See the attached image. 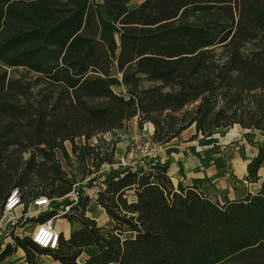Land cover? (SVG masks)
<instances>
[{"label": "trees", "instance_id": "1", "mask_svg": "<svg viewBox=\"0 0 264 264\" xmlns=\"http://www.w3.org/2000/svg\"><path fill=\"white\" fill-rule=\"evenodd\" d=\"M131 1L0 0V210L12 188L25 205L27 193L72 189L55 153L67 155L64 141L80 171L85 159L95 170L111 164L117 129L135 115L138 126L152 123L157 144L192 124L196 134L264 131V0ZM143 79L156 84L141 87ZM119 83L126 95L113 91ZM80 137L98 142L75 145ZM263 163L258 146L245 180L256 182ZM94 198L109 227L85 215L84 196L64 215L81 226L67 239L60 233L57 249L12 236L0 261L21 248L28 264L39 254L61 264H264V179L255 194L221 203L196 185H174L154 162L122 171ZM86 246L97 251L78 262Z\"/></svg>", "mask_w": 264, "mask_h": 264}, {"label": "crops", "instance_id": "2", "mask_svg": "<svg viewBox=\"0 0 264 264\" xmlns=\"http://www.w3.org/2000/svg\"><path fill=\"white\" fill-rule=\"evenodd\" d=\"M230 128L229 133H213V135L205 136L201 133L196 134L195 127L192 124L170 141L158 144L156 162L167 166V173L174 185L178 182L185 186L196 185L212 200H217L221 203L242 198L248 193L255 194L264 179V163L261 164L257 171L259 178L256 182L245 180L246 166L256 156L258 146L264 147V131L255 128H242L238 125ZM124 153L123 144L120 141L117 142L114 146L113 162L111 164H103L101 171H99L102 172L106 167L112 169L104 183L115 179L126 169H137L138 165L133 163L130 158L126 159V161L127 165L131 167L126 168L125 166L127 165H122L124 163H121L120 160H123L122 156ZM91 161V159H88L87 164L89 165ZM86 196L90 200L85 208V215L93 219L98 226L109 227L112 222L110 220L107 226L104 223L106 222L105 218L109 217L104 209L96 203L95 193ZM127 198L129 201L135 199L131 192H129ZM93 207H96L94 215L89 210ZM62 215V219L67 218L64 216L65 214ZM63 223L66 230L65 233L56 225L55 227L60 231L64 239H67L72 231L81 226L76 218L72 220L66 219ZM7 244L14 245L10 238L3 237L0 240V251ZM96 251L97 249L94 246L84 247L81 254L77 257V259L81 260L77 261L82 262ZM84 252L85 256L80 258ZM0 264H28V262L25 260L23 250L16 248L11 255L0 261ZM33 264L61 263L48 254H39L35 256Z\"/></svg>", "mask_w": 264, "mask_h": 264}, {"label": "rangeland", "instance_id": "3", "mask_svg": "<svg viewBox=\"0 0 264 264\" xmlns=\"http://www.w3.org/2000/svg\"><path fill=\"white\" fill-rule=\"evenodd\" d=\"M140 0H132L130 2V5H134L136 3H138ZM101 14L103 15V17H105L108 20H111L113 12L110 10H107L105 8H101L100 9ZM110 73L114 76H116L119 80L121 78V73L116 69L115 63L111 64V70ZM11 74V73H10ZM153 84H156V82H151L148 80L143 79L141 81V87H148L151 86ZM112 89L114 92L119 93V94H123L126 95V87L119 83L116 85L112 86ZM138 116L135 115L134 117H132L131 119L127 120L124 122V125L122 128L117 129L119 131H117V134L115 135L116 137H119L121 140L120 142L123 144L124 148H125V153L122 156L123 160H120L121 163H124L122 165H127V161L130 158V160L132 161L131 158H133V160L135 161L137 166V169H143L148 167V165L150 163H159L156 162L157 160V152H158V144L152 141V134H153V125L152 123L145 121L141 124V126H138ZM233 127V126H232ZM152 129V130H151ZM231 128H212L211 130L207 131L206 133L202 134V135H213V133L215 134H220V133H229ZM151 132V133H150ZM231 133L234 134V132L231 131ZM111 134L107 133L104 134L105 137H110ZM238 136V134H236ZM141 139L142 141H151L152 143H154L153 148H155L156 150V156L155 157H148V158H140L134 156V155H130L128 153V151L130 150V145L125 146L124 141H128V142H132L135 139ZM103 139V136H101V141ZM104 140V139H103ZM88 143V144H96L98 142V139H96V137H92L90 139H88V141H85L84 138H75L74 139V144L75 145H82L83 143ZM63 148L64 151L66 152L67 155L64 154L63 151L60 150H56V158L58 160V162L60 163L61 168L67 173L66 177L69 180H72L74 182H80L82 181V171L85 172L87 171L86 169H90V171H92V173L88 174L87 177L88 179L86 181H84L83 183H79L78 191L81 193L82 197L86 196V195H93L94 193H96V191L98 189H101L104 181L107 179L108 175L111 173L112 169H108V167L104 168V170L101 171V166L98 168V170H95L94 167L92 166V164L90 163L89 165L87 164V160L85 159V168L82 171H80L76 165V161H75V157L73 156V154L71 153V143L69 141H64L63 142ZM126 168L131 167V166H125ZM108 169V170H107ZM107 171V172H106ZM66 186V185H65ZM33 196V193H27L25 194V200L29 201L30 198ZM59 197H53V202H52V207H54L53 210H49V211H53L54 213V217H53V223L54 225H56L57 227H59L60 229H62V231L65 233L66 230L64 228V223L63 221L68 218L62 219L63 215H60L59 211L62 210V204H65V202H67L66 200H58ZM96 205V204H95ZM95 209L94 208H90V213L92 215H94L95 213ZM24 212H27V208L26 205L23 208ZM22 211V212H23ZM71 212V211H70ZM44 213V212H42ZM42 213L37 214L40 215ZM89 215V214H88ZM106 222H104L106 224V226L110 223V219L109 218H105ZM35 222V219L33 218H26V219H22L21 221H18L17 223V228H14V226H11L10 228H8L7 230H1L0 231V240L3 237H7L10 238L11 241L12 240V236H17L19 235L20 237H23L24 232L28 231L31 227V225ZM56 228V227H55ZM57 231H59L56 228ZM60 232V231H59ZM132 233H128L126 234V236H131ZM85 256V252L80 256L83 257ZM78 261H80L81 259H77Z\"/></svg>", "mask_w": 264, "mask_h": 264}, {"label": "built area", "instance_id": "4", "mask_svg": "<svg viewBox=\"0 0 264 264\" xmlns=\"http://www.w3.org/2000/svg\"><path fill=\"white\" fill-rule=\"evenodd\" d=\"M124 144L125 146L130 145V150L128 151V153L131 156H136V158H152L156 156V150L155 148H153L154 143H152L151 141H142L139 138L135 139L132 142H128L126 140L124 141ZM131 159L132 162L135 163L133 158ZM101 166H103V164ZM87 179L88 177L86 176L82 179V181L74 183L72 189L67 194L58 198V200L63 199L67 201L62 205V210L59 211L60 215L69 213L71 211V206L74 203H77L80 198H82V195L78 191L77 187L79 186V183H83ZM53 200V198L47 196L33 197L26 204V208L28 211L24 212L23 208L25 204L21 199L20 191L18 190V188H12L9 191L0 210V231H5L11 226L17 228L18 221L26 218L34 219L39 213L53 210L54 207H52L51 205ZM53 217L54 216L43 222L35 221L32 228L28 231H25L23 236H27L33 243H35L39 247L49 250L57 249L59 245L60 232L55 228Z\"/></svg>", "mask_w": 264, "mask_h": 264}]
</instances>
